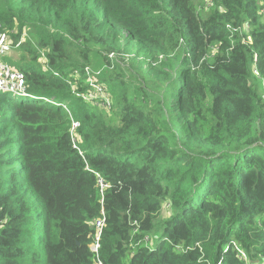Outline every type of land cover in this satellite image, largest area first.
I'll return each instance as SVG.
<instances>
[{
	"label": "trees",
	"instance_id": "trees-1",
	"mask_svg": "<svg viewBox=\"0 0 264 264\" xmlns=\"http://www.w3.org/2000/svg\"><path fill=\"white\" fill-rule=\"evenodd\" d=\"M0 22L59 103L0 92V264H264V0H0Z\"/></svg>",
	"mask_w": 264,
	"mask_h": 264
},
{
	"label": "built area",
	"instance_id": "built-area-1",
	"mask_svg": "<svg viewBox=\"0 0 264 264\" xmlns=\"http://www.w3.org/2000/svg\"><path fill=\"white\" fill-rule=\"evenodd\" d=\"M20 44V41L12 44L8 33L3 29V25L0 22V92H5L7 94H11L12 96H20L27 97V91L25 89V79L24 74L16 70L9 63L5 62L3 57L10 54V51L13 48L17 47ZM99 73V71H98ZM97 75H95L96 78ZM89 84L93 87V92L88 95V98L92 100V98H104L105 97V89L98 83L95 79H91ZM33 100H42L44 102L51 101L54 104L59 105V103L55 102L53 98L51 100L47 98L33 96ZM105 103V102H102ZM66 107L65 105H62ZM107 106V104H106ZM78 125L77 122L72 123V129L76 128ZM100 185V191L102 192L106 186L102 179L98 180ZM97 227V233L93 238V241L90 243L89 247L92 252H97L99 248V235L101 233V228L103 226V219H97L95 221ZM245 259V258H244ZM96 264H101L99 260L96 261Z\"/></svg>",
	"mask_w": 264,
	"mask_h": 264
},
{
	"label": "rangeland",
	"instance_id": "rangeland-1",
	"mask_svg": "<svg viewBox=\"0 0 264 264\" xmlns=\"http://www.w3.org/2000/svg\"><path fill=\"white\" fill-rule=\"evenodd\" d=\"M195 1V3H197L199 0H194ZM208 1L209 0H203V2H204V5H208ZM199 5V4H198ZM200 7V6H199ZM9 56L10 57H12L14 60H17L18 58H19V54H18V51H15V50H11L10 51V54H9ZM42 61V60H41ZM98 68H91V69H89V68H86V71L87 72H89V74H94V75H97V79H98V77H99V73H98ZM100 84V83H99ZM102 86H105L104 88H105V97L104 98H102L103 99V101L107 104V108L109 109L110 107H111V104H113V100H112V98H110V95H109V93L107 92V87H106V85H103V84H101ZM8 96H10L11 98H13V99H16V100H30V101H32L33 99L32 98H30V97H20V96H12L11 94H8ZM85 98L86 99H88V95H85ZM153 242V241H152Z\"/></svg>",
	"mask_w": 264,
	"mask_h": 264
},
{
	"label": "bare ground",
	"instance_id": "bare-ground-1",
	"mask_svg": "<svg viewBox=\"0 0 264 264\" xmlns=\"http://www.w3.org/2000/svg\"><path fill=\"white\" fill-rule=\"evenodd\" d=\"M27 93V97H33V95H31L30 93L26 92Z\"/></svg>",
	"mask_w": 264,
	"mask_h": 264
}]
</instances>
